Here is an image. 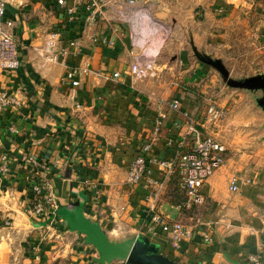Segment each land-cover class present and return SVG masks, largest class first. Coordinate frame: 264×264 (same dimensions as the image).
<instances>
[{
  "label": "crops",
  "instance_id": "1",
  "mask_svg": "<svg viewBox=\"0 0 264 264\" xmlns=\"http://www.w3.org/2000/svg\"><path fill=\"white\" fill-rule=\"evenodd\" d=\"M68 1L80 3L73 18L66 16L57 0H12L5 8V27L18 41L20 64L12 71L0 70V92L15 95L20 104L0 109V264H32L33 247H39L45 259L52 250L59 252L63 244V252L70 251L80 261L120 264L140 233L179 264H251L247 260L251 253L259 254L264 262V219L239 226L243 219L233 215L245 209L253 189L249 185L255 182L254 177H264V171L254 176L241 173L240 156L237 160L235 155L227 158L207 178L202 186L206 200L201 206L192 210L180 206L184 194L174 174L166 179L156 199V209L169 219L193 224L197 230L210 228L212 242L195 233L181 240L179 247L173 246L165 232L150 225L146 196L154 186L144 178L137 182L126 179L130 161L152 134L161 111L166 115L150 154L174 156L175 145L168 144L166 138H180L183 118L160 98H178L181 107L201 123L202 132L210 133L203 101L217 91L215 75L209 74L208 64L187 56L177 29L170 32L172 28H165L166 35L157 21L187 18L196 10L202 28L200 43L195 38L197 46L222 56L223 42L227 48L244 39L256 48L262 46L264 0H102L109 21L97 15L83 33L86 12L82 5L87 0ZM211 17L214 21L210 24ZM112 26L122 34H116ZM93 29L114 37V44L93 42L89 37ZM240 30L243 36L236 35ZM52 31L59 32L58 46L68 50V55L57 61L45 57V39ZM192 31L195 35L193 27ZM75 37L81 39L79 48L69 43ZM190 40L194 43L192 37ZM132 48L147 67L145 75L136 80H131L128 71ZM83 55L88 56L91 71L72 87L61 77ZM114 70L120 72L117 78L110 76ZM12 122L15 131L9 129ZM31 157L49 165L47 177L62 213L52 218V223L49 218L54 215L27 212L34 169ZM149 165L152 176L161 178L156 162ZM234 174L239 177L236 191L229 188ZM218 187L223 194L239 195L229 203L226 213L231 216L214 214L218 205L224 206ZM6 217L12 219L9 230L3 226ZM89 225L104 233L110 244L125 243L126 250L116 257L102 258L96 245L86 240L82 228ZM233 225L235 230L230 232ZM16 238L22 254L12 261L18 254L13 242Z\"/></svg>",
  "mask_w": 264,
  "mask_h": 264
},
{
  "label": "built area",
  "instance_id": "2",
  "mask_svg": "<svg viewBox=\"0 0 264 264\" xmlns=\"http://www.w3.org/2000/svg\"><path fill=\"white\" fill-rule=\"evenodd\" d=\"M11 1L12 0H0L1 71L15 70L20 64L18 41L15 36L6 29L3 19L6 5ZM128 2L133 3L134 0H128ZM57 3L63 8L66 16L70 18L77 15L80 7V3L74 1L57 0ZM103 5L104 3L102 0H87L82 5L86 12L81 28L82 33L86 31V27L94 23L97 15L109 21L110 17L106 16ZM112 30L116 34H122L113 26ZM89 37L93 42L102 45H113L115 42L114 37L100 33L95 29L89 32ZM58 40L59 32L52 31L48 33L44 44V49L46 51L45 57L48 61H57L68 55V50L65 47L58 46ZM69 43L74 48H79L81 46V39L75 37L70 39ZM128 54L130 59L128 71L131 80H136L145 75L147 67L145 64H142L141 54L137 50L132 48L129 50ZM90 71L88 56L83 55L77 64L70 65L66 68L61 80L68 82L72 87H76L80 83V76L88 75ZM110 76L117 78L120 76V72L114 70L111 72ZM159 100L161 102L163 101L170 109L178 112L183 118L184 127L179 130L180 138L177 141L174 135H168L166 138L168 144L175 145L174 156L173 158H158L150 154L153 141L160 132L162 118L166 115V112L161 111L152 130V134L146 137L141 144L139 152L136 153L130 161L126 179L128 182H137L144 178L147 184L154 186L153 190L146 196L147 206L150 212V225L152 227H158L161 231L165 232L169 236V240L173 246L179 247L181 240L190 239L195 233L199 234L203 241L212 242L213 237L210 228L197 230L193 224L178 219H169L156 209V199L166 179L174 174L177 176L178 188L184 194L183 206L192 209L204 204L206 198L202 186L214 170L225 162L228 157V148L222 140L210 134H204L200 128L201 123H199L188 110L181 107L178 98H172L171 100L160 98ZM18 104H20V101L15 95H11L7 91L0 92V109ZM205 110L204 120L206 122L219 120L224 114L221 106L208 100L205 103ZM9 129L11 131L16 130L13 122L10 123ZM30 159L34 169L31 175L32 180L30 184L29 203L26 206L27 212L35 215L52 216L55 214L59 203L54 193L52 183L47 177L49 165L36 158L31 157ZM150 162H156L158 170L161 173V178L152 176V169L149 165ZM238 180L239 177L235 174L230 177V190L236 191L238 189ZM52 220L53 219L49 218V223H52ZM3 226H5L7 230L11 229L12 219L6 217L3 221ZM33 249V263L44 264L45 259L43 258L40 248L35 246ZM247 260L251 264H264L260 255L257 253L249 254ZM122 262V264H127L125 259Z\"/></svg>",
  "mask_w": 264,
  "mask_h": 264
},
{
  "label": "rangeland",
  "instance_id": "3",
  "mask_svg": "<svg viewBox=\"0 0 264 264\" xmlns=\"http://www.w3.org/2000/svg\"><path fill=\"white\" fill-rule=\"evenodd\" d=\"M194 12L195 14H192L187 18L174 16L175 20L170 17L165 20L162 19L161 22L156 21L161 24L160 26L163 31L165 28H172L170 32H174V30L177 29L178 37L185 44V50L188 52L187 56L195 62L198 61L203 63L195 56L192 48V45L196 44L195 38L198 39L199 43L200 40H202V28L200 27L201 18L198 16L196 10H194ZM208 20L211 24V22L214 21V17H211ZM192 27L196 31L195 35L193 34ZM164 32H166L167 35V31L165 30ZM241 32L242 31L240 30L239 34L236 35L243 36L240 34ZM228 35L229 34L226 33V37ZM191 37L194 39V43L190 40ZM237 42V46H234L231 43L233 45L231 48L225 47L223 42L221 49L222 52H220L222 56L215 54V50L211 53H206L213 57L221 58L229 70V75L233 78L264 73V46H257L258 48H256L255 45H252L253 43L251 44L250 40L248 43L245 39ZM261 44L264 45V40ZM195 47L199 51L205 52L203 49H200L197 44ZM208 66L210 69L209 74L215 75V89L218 91L219 88H221V93L216 94V91L214 93L216 95L213 94L210 100L209 97L207 99L221 106L224 111L221 119L210 122L209 134L219 138L226 144L228 148L227 158L235 155L234 159L237 160L240 156V161L238 163L243 166V169H240L241 173L250 176L251 174L253 175V173L254 175L255 173L257 174V172L261 173L264 171V110L256 102V97L260 96L261 92L260 90L252 91L245 88L231 87L224 82L220 73L216 69L210 65ZM203 102L205 105V101ZM234 165L236 164L234 163ZM246 179L248 178L246 177ZM254 179L255 182H251L249 185V188L253 189H251L248 194L245 209H243L242 212L237 210V212L233 214L237 219L240 220L238 217L243 219L241 223H237L239 226H248L255 218H257L255 222H261V219H264V185H261L264 183V177L259 178L256 176ZM218 192L221 193L220 198L223 197V199L220 200L224 206L218 205L219 209L215 211L213 210L215 212L213 213L216 214L217 217L222 216L223 214H229L226 213L228 207L231 206L229 203L235 201L234 195H236V199L239 198V195L232 194V192L229 191L227 194H223L220 187H218ZM195 212L197 213L198 210ZM230 214L232 215V213ZM53 215L54 217L52 216L51 219L56 217L55 214ZM233 228L234 225L231 227L230 232H232ZM228 231L229 230L223 232ZM19 241V238H16L15 241H13L17 247L15 251H18V254L16 257H12V261H17L19 255L22 254L21 247L20 250L18 247ZM64 247L63 244L62 248ZM61 249L56 253L52 250L50 256L48 258L45 257L44 264H100L94 259L80 261L77 257L75 258L74 254L70 251L65 250L63 252V249ZM93 254L97 255L96 251L93 250ZM122 261L123 260L119 263L122 264Z\"/></svg>",
  "mask_w": 264,
  "mask_h": 264
},
{
  "label": "water",
  "instance_id": "4",
  "mask_svg": "<svg viewBox=\"0 0 264 264\" xmlns=\"http://www.w3.org/2000/svg\"><path fill=\"white\" fill-rule=\"evenodd\" d=\"M192 48L195 56L203 63L216 69L227 85L231 87L245 88L252 91L260 90L261 95L256 97V102L264 110V73H256L241 78H233L229 75V70L221 58L213 57L206 52H201L195 47V45H192ZM76 204H78V201ZM61 214V211L56 209L55 215L61 216ZM82 229H85L86 231V240L92 241L98 250L101 251L102 258L104 255H107V257H116L117 254L126 250L125 243L116 245L110 244L111 242L106 240L105 234L99 233L95 226H84ZM125 260L127 264H179L173 258L158 251L157 243L141 233L137 234L128 246L125 254Z\"/></svg>",
  "mask_w": 264,
  "mask_h": 264
},
{
  "label": "trees",
  "instance_id": "5",
  "mask_svg": "<svg viewBox=\"0 0 264 264\" xmlns=\"http://www.w3.org/2000/svg\"><path fill=\"white\" fill-rule=\"evenodd\" d=\"M176 180H177V177H176ZM178 185V184H177ZM30 192V191H29ZM184 199V198H183ZM182 199V201L180 202V206L183 208V209H185V210H192V209H190V208H186V207H184L183 206V202H184V200Z\"/></svg>",
  "mask_w": 264,
  "mask_h": 264
},
{
  "label": "flooded vegetation",
  "instance_id": "6",
  "mask_svg": "<svg viewBox=\"0 0 264 264\" xmlns=\"http://www.w3.org/2000/svg\"><path fill=\"white\" fill-rule=\"evenodd\" d=\"M261 95V94H260Z\"/></svg>",
  "mask_w": 264,
  "mask_h": 264
}]
</instances>
